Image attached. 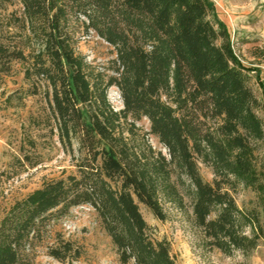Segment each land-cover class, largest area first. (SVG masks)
I'll use <instances>...</instances> for the list:
<instances>
[{
  "label": "trees",
  "instance_id": "1",
  "mask_svg": "<svg viewBox=\"0 0 264 264\" xmlns=\"http://www.w3.org/2000/svg\"><path fill=\"white\" fill-rule=\"evenodd\" d=\"M74 22L114 48L108 70L78 53ZM15 63L31 95L43 89L59 139L77 152L76 173L10 208L0 220V264H34L50 221L82 205L95 209L122 264H176L170 244L152 238L140 204L165 221L164 203L184 209L188 197L207 246L227 255L264 240L259 74L243 64L211 0H0V91ZM113 87L120 111L108 100ZM144 118L166 154L134 141V121ZM239 186L252 190L256 206H238ZM57 242L54 259L81 256Z\"/></svg>",
  "mask_w": 264,
  "mask_h": 264
},
{
  "label": "rangeland",
  "instance_id": "2",
  "mask_svg": "<svg viewBox=\"0 0 264 264\" xmlns=\"http://www.w3.org/2000/svg\"><path fill=\"white\" fill-rule=\"evenodd\" d=\"M211 1L219 18L227 25L235 51L243 64L252 69L253 76L259 74V83L253 82V89L256 96L264 100V0ZM20 7L16 2L8 9L11 12ZM74 31L78 53L97 70H108L116 58L114 48L94 31L87 32L80 22H74ZM29 88L30 84L24 79V66L15 63L12 72L4 77L0 91V220L17 201L41 188L45 182L76 173L74 156L77 152H71L59 139L43 89L37 95H31ZM108 100L115 110L123 109L117 88L108 91ZM258 114L264 121V112ZM134 124L135 142L141 144L145 138L154 149L166 154L159 140L149 133L150 123L146 118L134 121ZM260 154L264 162V145ZM200 169L203 178L212 183L215 175L211 168L201 164ZM232 195L240 208L250 209L257 205L251 189L239 186L232 191ZM185 202L184 209L164 203L165 221L155 218L140 204L152 238L155 241L166 240L170 244L176 264H264V240H260L257 248L247 254L235 252L227 255L210 249L191 221L190 199L186 197ZM58 238L71 242L80 250L81 256L74 258L70 255L63 262L51 257L49 247L59 246ZM34 264L122 263L95 209L82 205L50 221L42 242L36 244Z\"/></svg>",
  "mask_w": 264,
  "mask_h": 264
}]
</instances>
